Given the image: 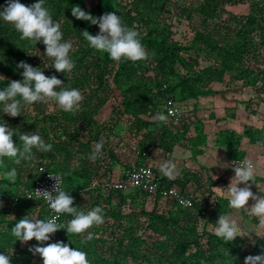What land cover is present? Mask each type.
I'll return each instance as SVG.
<instances>
[{
	"label": "trees",
	"instance_id": "16d2710c",
	"mask_svg": "<svg viewBox=\"0 0 264 264\" xmlns=\"http://www.w3.org/2000/svg\"><path fill=\"white\" fill-rule=\"evenodd\" d=\"M19 2L31 6L38 0ZM6 6L7 0H0V11ZM44 6L60 23L63 40L73 45L69 56L74 67L57 72L44 55L42 41L21 40L12 25L0 20V90L10 81L22 80L23 69L17 64L24 61L48 77L55 75L64 88L78 89L83 100L73 112L52 101L36 102L25 105L17 117L3 113L0 104V124L15 130L17 146L19 135L26 132L39 134L53 146L49 153L33 149V159L19 165L0 158V254L10 255L11 264H43L29 248L58 241L87 253L89 264H244L245 257L264 254V228L250 210L241 211L250 230L240 226L241 236L230 242L214 234L217 225L211 216L216 207L223 215L232 209L226 207L228 199L215 194L211 182L193 195L190 210L159 191L91 187L102 178L121 179L131 161L147 165L152 148L169 154L176 145L188 144L201 151L208 121L193 119L194 100L211 92L212 82H225L227 75L230 80L252 75L264 79V6L257 0H45ZM74 6L93 17L115 12L124 26L140 34L149 58L116 62L91 48L81 32L96 35L99 27L73 17ZM168 98L181 109L185 106L189 117L183 113L181 123L170 117L166 123L154 121L157 113L166 115ZM260 122V127L250 125L242 134L218 132L215 145L228 147L231 159L254 161L257 154L264 155V119ZM243 138L261 150L241 149ZM101 140L102 155L90 159ZM116 166L123 168L120 176L113 172ZM12 168L15 181L4 175ZM43 172L62 176L61 187L73 197L78 211L102 207L104 222L87 230L92 240H86L87 232L67 234L66 229L50 234L44 243L35 238L21 242L11 235V228L26 216L44 220L42 202L25 196ZM190 172L186 168L174 180L163 176L162 186L174 185L186 193L188 175L194 174ZM71 219L61 214L58 223Z\"/></svg>",
	"mask_w": 264,
	"mask_h": 264
},
{
	"label": "clouds",
	"instance_id": "9594fccd",
	"mask_svg": "<svg viewBox=\"0 0 264 264\" xmlns=\"http://www.w3.org/2000/svg\"><path fill=\"white\" fill-rule=\"evenodd\" d=\"M44 5L45 0H38L31 6L21 4L19 0H7V6L0 11V20L12 25L20 33L21 40H28L34 44L42 41L45 45L44 55L52 60L51 67L57 72L71 71L74 64L69 54L73 45L70 41L63 40L60 23L53 20L50 10ZM71 14L77 20L90 21L92 25H98V34L92 35L84 30L81 32L82 36L91 48L107 53L111 60L136 62L149 58L139 38L140 34L124 26L120 16L115 12H106L100 17H93L79 6H74L71 8ZM17 68L23 69L22 80L10 81L3 90H0V104L3 105V113L10 117H17L20 116L25 105L36 102L48 103L49 101L54 102L65 112H73L79 108L83 96L78 89L64 88V83L55 75L48 77L41 70L24 61H20ZM174 111V109H168V115L159 112L153 120L166 123ZM15 135V130L6 123L0 124V158L7 157L14 164L19 165L21 161L33 159V149L41 153L52 151V144L45 143L39 134L21 133L19 135L20 146H17L13 139ZM103 144V140L96 143L90 159L95 160L102 155ZM231 167L235 176L227 186L228 207L234 210L246 208L245 206L251 199L254 203L247 209L264 226V195H255L251 190V184L248 183L251 181L256 184L253 163L248 160H237L231 163ZM159 171L162 176L174 179L177 174V165L173 160H167L160 165ZM4 175L15 181L16 169L6 171ZM49 177L54 180L52 191L37 189L35 192L38 197L43 198L54 215L47 220L28 216L20 219L11 228V235L16 240L28 242L35 238L36 241L44 243L49 241L50 234H54L57 230L66 229L67 234L80 235L86 233L94 225L104 222L102 207L97 206L87 212L78 211L72 206L73 197L61 187L62 176L49 174ZM240 184L244 186L238 187ZM257 187L259 188L258 185ZM261 192L264 193V191ZM27 198L32 199L31 196ZM61 214H69L72 219L65 223H58ZM216 225L214 234L224 241L230 242L237 236H241L238 222L228 215L221 214ZM92 239L93 234L87 232L86 240ZM29 251L33 255L38 254L43 264H89L87 253L71 248L63 241L48 243L46 246H33L29 248ZM0 264H11L10 255L0 254ZM244 264H264V254L249 255L245 257Z\"/></svg>",
	"mask_w": 264,
	"mask_h": 264
},
{
	"label": "crops",
	"instance_id": "0c3cea01",
	"mask_svg": "<svg viewBox=\"0 0 264 264\" xmlns=\"http://www.w3.org/2000/svg\"><path fill=\"white\" fill-rule=\"evenodd\" d=\"M210 87L212 89L211 92L200 95L192 104L193 119L195 121L197 119L208 121L202 131L206 136L203 139L205 146L201 148V151L195 152L194 147H189L188 144H184V146L176 145L169 154H164L158 148H152L149 151L146 162L147 165L159 171V167L163 162L173 160L177 165L176 177L182 170L190 169V173L194 174L188 175L186 193L191 194L192 197L207 181L213 183L212 189L216 195L228 199L227 186L231 183L235 173L230 167L229 148L215 145L216 134L224 130H233L242 134L250 125L261 126L260 121L264 119V79L262 75H257L256 77L252 75L250 78L239 77L230 80L227 75L225 82H212ZM215 119L224 120L215 124ZM240 146L243 150H249V148L252 151L253 149L256 151L261 150L258 146L254 147L253 145V147H250L248 138H243ZM252 163L255 166L254 178L256 184L251 181L248 183L251 184V190L255 195H264L261 192L264 191V155L257 154ZM120 170L121 166H116L113 172L116 176H120ZM241 185L243 184L238 185V187ZM253 203L254 201L250 199L245 206L246 208L240 210L232 209V212H226L224 215L230 216L238 222L239 226L243 225L245 229L250 230L252 225L248 219L243 218L241 211L249 210L247 208H250ZM115 204L116 200L114 199L112 205ZM219 213L221 211L216 207L211 216L216 222L218 221ZM183 218V215H181V221H183Z\"/></svg>",
	"mask_w": 264,
	"mask_h": 264
},
{
	"label": "built area",
	"instance_id": "2783aa9c",
	"mask_svg": "<svg viewBox=\"0 0 264 264\" xmlns=\"http://www.w3.org/2000/svg\"><path fill=\"white\" fill-rule=\"evenodd\" d=\"M261 5L264 6V0H257ZM174 109V114L169 117L176 123H181L183 121L184 115L181 112L177 103L174 102L173 99L168 98L165 101L164 109L166 111V115H168V109ZM243 161L241 158H234L230 161ZM254 165V164H253ZM255 167V166H254ZM232 169V167H231ZM233 170V169H232ZM49 174L56 175L53 172H43L35 181L33 186L26 190L25 196L26 198L31 196L33 201H41L45 207L46 214L44 216V220L50 219L54 213L48 207L47 203L43 200L42 197H38L36 195L35 190H45L52 191V186L54 184V180L49 177ZM163 176L160 171H155L150 166L139 163L136 161H131L127 166L124 175L121 179H110V178H102L98 182H93L91 187H100L104 190H122L125 191L127 189H139L147 193H155L157 191L161 192L163 196H166L172 199L175 203L181 206L184 209H192L193 207V197L191 194H185L178 187L172 185L168 187L162 186ZM55 194V193H53ZM60 217V216H59Z\"/></svg>",
	"mask_w": 264,
	"mask_h": 264
},
{
	"label": "rangeland",
	"instance_id": "374dc122",
	"mask_svg": "<svg viewBox=\"0 0 264 264\" xmlns=\"http://www.w3.org/2000/svg\"><path fill=\"white\" fill-rule=\"evenodd\" d=\"M177 105L179 106L181 112L184 113V115H186L187 117H189V115H188L187 113H185V110H184V109H185V106H183V108H182L183 110H182V109H181V105L178 104V103H177ZM109 106H110V104H109L108 106H106V108H104L103 116L106 115V114L108 113V111H109ZM191 106H192V105H191ZM118 132H119V131H118ZM122 170H123V168L121 167V170H120V171H122ZM128 190H129V189H128ZM226 207L228 208V205H227ZM220 215H221V213L218 214V217H217V218H219ZM262 227L264 228V226H262Z\"/></svg>",
	"mask_w": 264,
	"mask_h": 264
}]
</instances>
